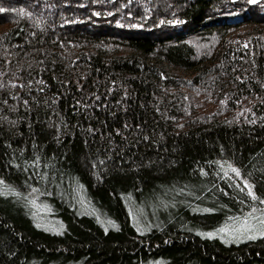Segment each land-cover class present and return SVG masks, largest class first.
<instances>
[{"label": "trees", "instance_id": "16d2710c", "mask_svg": "<svg viewBox=\"0 0 264 264\" xmlns=\"http://www.w3.org/2000/svg\"><path fill=\"white\" fill-rule=\"evenodd\" d=\"M0 9V264H264V0Z\"/></svg>", "mask_w": 264, "mask_h": 264}, {"label": "rangeland", "instance_id": "374dc122", "mask_svg": "<svg viewBox=\"0 0 264 264\" xmlns=\"http://www.w3.org/2000/svg\"><path fill=\"white\" fill-rule=\"evenodd\" d=\"M260 224V227H258ZM248 229L247 231L243 230L242 227H238L236 229L230 228L227 229V235L224 232V238H226L229 242L232 243H239L240 239H244V237L247 236H253V238H256L260 236L262 233H264V221H257L254 223V221L247 223Z\"/></svg>", "mask_w": 264, "mask_h": 264}, {"label": "snow or ice", "instance_id": "6c2138e0", "mask_svg": "<svg viewBox=\"0 0 264 264\" xmlns=\"http://www.w3.org/2000/svg\"><path fill=\"white\" fill-rule=\"evenodd\" d=\"M0 11H3V9H0ZM232 171H233L234 173H236L237 176H239V172H238L235 168H233ZM244 187H248V186L245 184ZM248 194H249V195H252V192H251V189H250V188H249ZM253 198L255 199V197H253ZM262 202H264V201H262ZM242 228H243V230H245V231L249 230L246 221H245L244 225L242 226ZM220 231H221V232H225L226 235L228 234V233L226 232V230H224V229H221ZM207 235H208L209 237H211V236H213V235H215V234H213V233H209V234H207Z\"/></svg>", "mask_w": 264, "mask_h": 264}]
</instances>
